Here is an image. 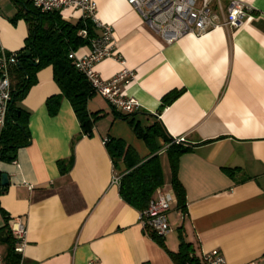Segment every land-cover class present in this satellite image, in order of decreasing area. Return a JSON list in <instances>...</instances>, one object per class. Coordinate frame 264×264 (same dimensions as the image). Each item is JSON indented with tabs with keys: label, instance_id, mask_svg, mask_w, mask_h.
Wrapping results in <instances>:
<instances>
[{
	"label": "crops",
	"instance_id": "1",
	"mask_svg": "<svg viewBox=\"0 0 264 264\" xmlns=\"http://www.w3.org/2000/svg\"><path fill=\"white\" fill-rule=\"evenodd\" d=\"M93 1L95 17L111 27L121 57L105 58L94 70L105 80L131 70L134 79L122 90L140 104L130 113L133 124L145 130L158 123L166 138L183 137L181 145L189 148L176 169L183 205L172 188L165 138L154 137L152 149L95 93L87 100L88 112L96 114L88 135L67 99L50 115L46 101L60 90L45 66L17 101L29 112L28 142L0 157V176L8 180L0 185V232L9 235L8 218L22 219L23 264H175L170 254L182 238L197 258L216 249L227 264H264V0H243L252 9L237 28L186 34L170 44L127 0ZM58 12L67 21L80 20L71 8ZM27 36L0 11V49L18 52ZM88 52L86 44L75 54ZM13 78L14 68L12 89ZM170 93L176 97L164 101ZM106 139L131 150L129 163L157 155L158 188L175 196L167 214L172 231L164 238L145 234L139 211L122 198L126 161L110 155Z\"/></svg>",
	"mask_w": 264,
	"mask_h": 264
},
{
	"label": "built area",
	"instance_id": "2",
	"mask_svg": "<svg viewBox=\"0 0 264 264\" xmlns=\"http://www.w3.org/2000/svg\"><path fill=\"white\" fill-rule=\"evenodd\" d=\"M29 2L40 13H51L71 8L79 11L80 20L89 21L97 31L89 36L86 28L79 31V36L88 41L89 52L83 56H76L71 51L68 57L74 61L75 67L88 80L92 92L104 98L115 110L123 114H130L140 110L139 102L127 96L122 86L134 79L133 72L122 68L110 79H102L94 70L95 65L109 57L121 60L114 51V38L110 26L101 23L96 17V4L93 0H23ZM127 0L142 21L166 44H170L186 34L199 37L217 28L234 29L239 27L251 6L243 0ZM18 64L17 52H5L0 49V131L5 124L10 102L12 101V86L10 70ZM174 143L184 142L183 137L172 138ZM108 140H104L106 144ZM120 178L113 176L112 182L118 184ZM155 197L150 199L147 206L139 211V224L145 234H154L164 238L172 228L167 214L175 196L172 192L157 189ZM7 231L13 241V252L19 255L26 245L27 229L19 217L7 219ZM199 264H227L219 250L204 252L199 258ZM0 264H5L0 253ZM248 264H254L250 262Z\"/></svg>",
	"mask_w": 264,
	"mask_h": 264
},
{
	"label": "trees",
	"instance_id": "3",
	"mask_svg": "<svg viewBox=\"0 0 264 264\" xmlns=\"http://www.w3.org/2000/svg\"><path fill=\"white\" fill-rule=\"evenodd\" d=\"M17 1L25 9V15H34L36 22L29 28L24 47L17 52L18 64L14 67L15 83L12 89V101L5 124L0 131V157L4 153L13 155V150L28 142L29 112L18 106L17 101L34 83L35 73L45 66L51 67L53 78L60 90L59 94L48 97L46 101L48 113L52 116L56 115L61 99H67L79 120L82 131L87 135L90 134L93 119L96 118L95 113L90 114L87 110V100L93 93L90 84L84 74L75 67L74 61L68 57L69 52L88 44L87 40L79 36L81 29L86 28L89 36L95 35L92 23L82 20L67 21L58 11L40 13L29 2ZM175 97L176 94L170 93L164 97V101ZM132 117L133 114L118 113V118L127 121L135 134L152 149H154V137L156 136H163L168 142L172 188L178 205L182 206L184 193L176 177V169L179 156L187 152L189 148L181 143L172 142L173 139L166 138L158 123L146 127L145 130L137 128L133 124ZM122 145V142L113 140L106 143L112 157H123L126 161L127 172L120 181V194L127 203L140 211L147 206L155 190L162 185L161 167L157 155L141 163L138 161L129 163L126 155L131 153V150L124 149ZM150 234L154 238L161 239ZM6 241H10L9 235ZM189 246L190 244L182 238L178 251L170 254L175 264H199L198 258L189 250ZM12 247L13 244L9 245L4 258L5 264L19 263V255L13 252Z\"/></svg>",
	"mask_w": 264,
	"mask_h": 264
},
{
	"label": "rangeland",
	"instance_id": "4",
	"mask_svg": "<svg viewBox=\"0 0 264 264\" xmlns=\"http://www.w3.org/2000/svg\"><path fill=\"white\" fill-rule=\"evenodd\" d=\"M1 14L10 23L15 31L23 28L29 33V28L34 24V15H25V9L17 0H3L0 3ZM9 248V242H0V253L5 258Z\"/></svg>",
	"mask_w": 264,
	"mask_h": 264
},
{
	"label": "water",
	"instance_id": "5",
	"mask_svg": "<svg viewBox=\"0 0 264 264\" xmlns=\"http://www.w3.org/2000/svg\"><path fill=\"white\" fill-rule=\"evenodd\" d=\"M8 183L6 174H2L0 176V185L4 186ZM0 240L5 241L7 240V235L4 231L0 232Z\"/></svg>",
	"mask_w": 264,
	"mask_h": 264
}]
</instances>
